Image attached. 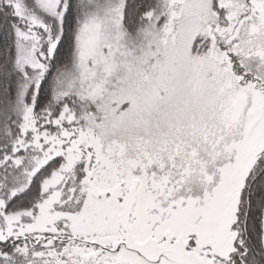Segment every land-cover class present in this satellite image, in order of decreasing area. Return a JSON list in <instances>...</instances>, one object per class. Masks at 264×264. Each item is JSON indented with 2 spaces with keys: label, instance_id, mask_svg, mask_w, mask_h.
Listing matches in <instances>:
<instances>
[{
  "label": "snow or ice",
  "instance_id": "snow-or-ice-1",
  "mask_svg": "<svg viewBox=\"0 0 264 264\" xmlns=\"http://www.w3.org/2000/svg\"><path fill=\"white\" fill-rule=\"evenodd\" d=\"M0 264H264V0H0Z\"/></svg>",
  "mask_w": 264,
  "mask_h": 264
}]
</instances>
